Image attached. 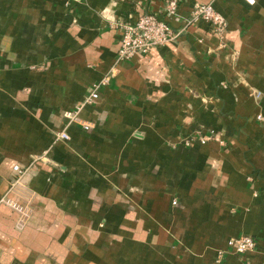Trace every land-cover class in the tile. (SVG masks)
<instances>
[{
	"label": "crops",
	"instance_id": "1",
	"mask_svg": "<svg viewBox=\"0 0 264 264\" xmlns=\"http://www.w3.org/2000/svg\"><path fill=\"white\" fill-rule=\"evenodd\" d=\"M209 3L222 39L115 64L110 24L162 0H0V264H264V0H182L172 30Z\"/></svg>",
	"mask_w": 264,
	"mask_h": 264
},
{
	"label": "built area",
	"instance_id": "2",
	"mask_svg": "<svg viewBox=\"0 0 264 264\" xmlns=\"http://www.w3.org/2000/svg\"><path fill=\"white\" fill-rule=\"evenodd\" d=\"M161 12L145 13L134 21H114L110 27L119 35V46L116 53L115 64L128 62L137 56H144L156 48L173 41L180 36L189 26L199 22L208 24L216 36L220 39L224 37L227 24L225 19L216 12L212 4L195 5L190 14L183 20V26L178 31H173L170 27V21L177 17V11L182 0H162ZM246 4L252 6L255 0H243ZM116 66V65H115ZM115 74L113 67L98 83L93 86L90 94L83 103L76 107L75 112L70 117L72 120L76 117L81 107L93 103L98 98V91L101 87L107 86ZM254 98L264 97V92H255ZM261 119L260 116L257 117ZM88 130V127H84ZM69 136L65 131L55 134L54 141H68ZM204 145L206 139L201 135L192 134L186 137L182 142L183 148H189L193 143ZM13 171L20 173L18 166L13 167ZM175 205V202H173ZM255 248L254 239L248 235H242L238 238L230 239L226 242L227 251L234 254H245L252 252ZM225 251L219 252L218 261Z\"/></svg>",
	"mask_w": 264,
	"mask_h": 264
}]
</instances>
